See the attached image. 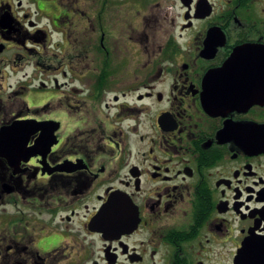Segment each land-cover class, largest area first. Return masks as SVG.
<instances>
[{"label":"flooded vegetation","instance_id":"af4514ba","mask_svg":"<svg viewBox=\"0 0 264 264\" xmlns=\"http://www.w3.org/2000/svg\"><path fill=\"white\" fill-rule=\"evenodd\" d=\"M0 264H264V0H0Z\"/></svg>","mask_w":264,"mask_h":264}]
</instances>
